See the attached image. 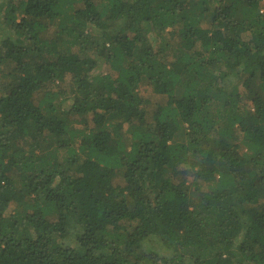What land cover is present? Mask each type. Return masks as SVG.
Returning <instances> with one entry per match:
<instances>
[{
    "label": "trees",
    "instance_id": "16d2710c",
    "mask_svg": "<svg viewBox=\"0 0 264 264\" xmlns=\"http://www.w3.org/2000/svg\"><path fill=\"white\" fill-rule=\"evenodd\" d=\"M0 21V264H264V0Z\"/></svg>",
    "mask_w": 264,
    "mask_h": 264
},
{
    "label": "rangeland",
    "instance_id": "374dc122",
    "mask_svg": "<svg viewBox=\"0 0 264 264\" xmlns=\"http://www.w3.org/2000/svg\"><path fill=\"white\" fill-rule=\"evenodd\" d=\"M12 32L9 29V27L6 25L5 21L4 23L2 21H0V38H2L3 40L0 41V48H4V46L6 45L5 42L8 38H3L4 35H10ZM145 253H149V252H155V251H160V248L158 246H155L154 241H146L144 243V247H143Z\"/></svg>",
    "mask_w": 264,
    "mask_h": 264
}]
</instances>
